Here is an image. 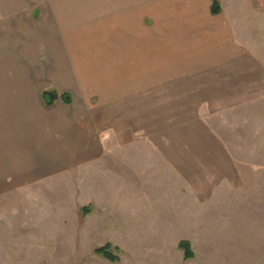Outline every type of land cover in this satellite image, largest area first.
Segmentation results:
<instances>
[{"label": "crops", "instance_id": "0c3cea01", "mask_svg": "<svg viewBox=\"0 0 264 264\" xmlns=\"http://www.w3.org/2000/svg\"><path fill=\"white\" fill-rule=\"evenodd\" d=\"M263 23L264 0H0L6 210L44 198L52 210H151L152 183H206V163L231 166L201 115L168 125L167 88L176 101L203 86L250 96L264 74L246 42Z\"/></svg>", "mask_w": 264, "mask_h": 264}, {"label": "rangeland", "instance_id": "374dc122", "mask_svg": "<svg viewBox=\"0 0 264 264\" xmlns=\"http://www.w3.org/2000/svg\"><path fill=\"white\" fill-rule=\"evenodd\" d=\"M257 40L246 45L258 52L249 57L264 74V35ZM167 90L168 125L201 115L231 166L223 157L206 163V183L185 172L152 183L151 210L86 214L45 208L47 198L6 210L0 200V264H264V85L250 96L246 88L203 86L197 98L183 88L181 101ZM235 90L254 100L229 102ZM182 241L193 258H184ZM107 244L118 249L117 263L94 253Z\"/></svg>", "mask_w": 264, "mask_h": 264}, {"label": "trees", "instance_id": "16d2710c", "mask_svg": "<svg viewBox=\"0 0 264 264\" xmlns=\"http://www.w3.org/2000/svg\"><path fill=\"white\" fill-rule=\"evenodd\" d=\"M219 12L220 10L218 8H214L212 10V14L214 15H217ZM43 98H44L46 105H51L57 99V96L54 92H45L43 94ZM67 99L68 98L66 97V101ZM83 212L87 214L89 212V209L85 208L83 209ZM178 248L181 251H183L184 258L186 260L193 258V253L190 247V243L188 241L180 242L178 245ZM113 251L117 252L118 249L117 248L113 249L111 244H107L104 247L96 249L94 253L98 256H101L102 258L109 261L110 263H117L119 261V257L115 255Z\"/></svg>", "mask_w": 264, "mask_h": 264}]
</instances>
